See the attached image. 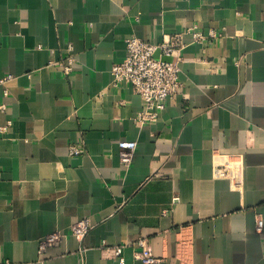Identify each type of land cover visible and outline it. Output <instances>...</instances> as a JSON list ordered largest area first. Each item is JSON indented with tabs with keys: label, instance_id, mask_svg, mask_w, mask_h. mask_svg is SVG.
I'll use <instances>...</instances> for the list:
<instances>
[{
	"label": "crops",
	"instance_id": "0c3cea01",
	"mask_svg": "<svg viewBox=\"0 0 264 264\" xmlns=\"http://www.w3.org/2000/svg\"><path fill=\"white\" fill-rule=\"evenodd\" d=\"M190 26L218 37L196 43ZM179 34L184 88L137 126L142 98L111 67L127 38ZM7 75L0 264H264V0H0ZM120 140L137 142L128 167Z\"/></svg>",
	"mask_w": 264,
	"mask_h": 264
},
{
	"label": "built area",
	"instance_id": "2783aa9c",
	"mask_svg": "<svg viewBox=\"0 0 264 264\" xmlns=\"http://www.w3.org/2000/svg\"><path fill=\"white\" fill-rule=\"evenodd\" d=\"M183 34H188L196 43L203 44L218 37L214 31L203 34L197 30L195 26L188 27ZM182 34L176 35L174 39L165 37L161 43H149L142 41L136 37H130L125 40L126 56L120 63H115L111 67L112 87L116 88L121 83L130 84L133 91L140 95L143 101V109L138 112L133 121L137 126H143L146 123H152L157 120L159 113L164 110L166 102L173 99L177 94L182 92L183 84L179 78V63L181 62V51L185 48L182 42ZM71 50V49H69ZM164 57H169V62L163 61ZM75 57L70 53L64 62L57 63L58 67L63 71L64 75H69L75 62ZM11 79V75L5 76L0 82L1 85ZM3 96H8L7 88H3ZM4 109V105L0 106ZM6 127H0L3 133ZM137 148L136 141L120 140L118 141L119 160L128 167L132 162L133 156ZM85 153L84 148L75 145L69 147L71 156H78ZM89 219H82L71 227V234L81 240L91 229ZM262 228V223L257 220V229ZM58 234H51L45 237L41 243V247H46L59 241ZM139 245L142 247L139 258L145 262H150L143 242ZM122 246L106 247L105 251L110 256L118 259L123 263ZM77 264H83L81 260Z\"/></svg>",
	"mask_w": 264,
	"mask_h": 264
},
{
	"label": "water",
	"instance_id": "95a60500",
	"mask_svg": "<svg viewBox=\"0 0 264 264\" xmlns=\"http://www.w3.org/2000/svg\"><path fill=\"white\" fill-rule=\"evenodd\" d=\"M162 60L166 61V62H169L171 59L169 57H164Z\"/></svg>",
	"mask_w": 264,
	"mask_h": 264
}]
</instances>
